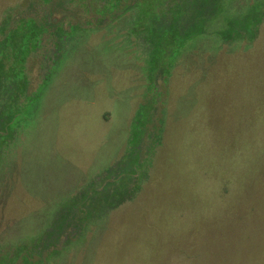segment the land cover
<instances>
[{
  "label": "rangeland",
  "instance_id": "obj_1",
  "mask_svg": "<svg viewBox=\"0 0 264 264\" xmlns=\"http://www.w3.org/2000/svg\"><path fill=\"white\" fill-rule=\"evenodd\" d=\"M0 264H264V0H0Z\"/></svg>",
  "mask_w": 264,
  "mask_h": 264
}]
</instances>
